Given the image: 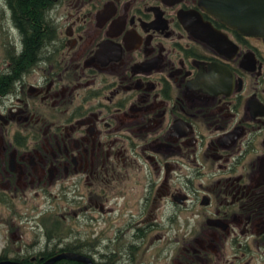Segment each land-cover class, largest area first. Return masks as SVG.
<instances>
[{
	"label": "flooded vegetation",
	"instance_id": "af4514ba",
	"mask_svg": "<svg viewBox=\"0 0 264 264\" xmlns=\"http://www.w3.org/2000/svg\"><path fill=\"white\" fill-rule=\"evenodd\" d=\"M147 253L264 264V37L205 0H0V264Z\"/></svg>",
	"mask_w": 264,
	"mask_h": 264
},
{
	"label": "water",
	"instance_id": "95a60500",
	"mask_svg": "<svg viewBox=\"0 0 264 264\" xmlns=\"http://www.w3.org/2000/svg\"><path fill=\"white\" fill-rule=\"evenodd\" d=\"M205 6L209 12L240 31L264 37V0H205ZM61 257L77 256L61 254L46 264Z\"/></svg>",
	"mask_w": 264,
	"mask_h": 264
},
{
	"label": "rangeland",
	"instance_id": "374dc122",
	"mask_svg": "<svg viewBox=\"0 0 264 264\" xmlns=\"http://www.w3.org/2000/svg\"><path fill=\"white\" fill-rule=\"evenodd\" d=\"M150 256H151V254L147 253L146 258L150 259L152 261V264H164V262L170 263V260H171V257L168 259H165V257H166L165 255H158L156 258H154V257L150 258ZM156 260H158L157 263H156Z\"/></svg>",
	"mask_w": 264,
	"mask_h": 264
},
{
	"label": "trees",
	"instance_id": "16d2710c",
	"mask_svg": "<svg viewBox=\"0 0 264 264\" xmlns=\"http://www.w3.org/2000/svg\"><path fill=\"white\" fill-rule=\"evenodd\" d=\"M35 21H37V20H35Z\"/></svg>",
	"mask_w": 264,
	"mask_h": 264
}]
</instances>
